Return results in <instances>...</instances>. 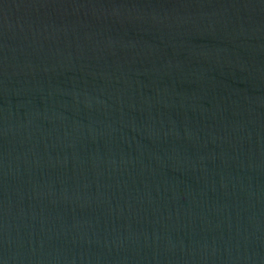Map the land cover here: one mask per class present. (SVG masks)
<instances>
[{
  "label": "water",
  "instance_id": "obj_1",
  "mask_svg": "<svg viewBox=\"0 0 264 264\" xmlns=\"http://www.w3.org/2000/svg\"><path fill=\"white\" fill-rule=\"evenodd\" d=\"M0 264H264V0H0Z\"/></svg>",
  "mask_w": 264,
  "mask_h": 264
}]
</instances>
